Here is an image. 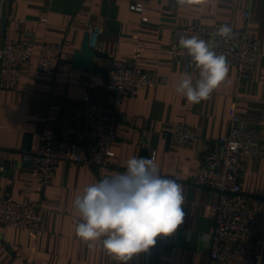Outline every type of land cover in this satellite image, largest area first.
<instances>
[{"label":"crops","instance_id":"1","mask_svg":"<svg viewBox=\"0 0 264 264\" xmlns=\"http://www.w3.org/2000/svg\"><path fill=\"white\" fill-rule=\"evenodd\" d=\"M248 10L249 33L260 46L251 77L240 81L238 68L229 65L225 81L208 100L189 103L175 87L185 73L195 83L199 70L187 71L183 61L172 57L174 28L190 23L240 28L246 25ZM6 12L5 26L0 18L3 34L32 41L36 52L43 42H61L63 52L55 74L39 70L35 55L20 83L0 91V195L42 203L46 209L40 238L0 223V264H119L101 242L89 248L76 236L73 200L86 187L125 172L131 157L151 159L153 153L160 175L176 178L185 197L184 223L171 236L157 238L162 242L159 264H210L213 203L219 193L194 182L206 139L226 135L231 128L233 102L239 125L261 130L260 154L248 159L240 182L251 195L250 207L264 214V0H9ZM93 24L101 28L95 49L102 54L92 62L102 70L74 66V55L81 51L86 34L92 36L88 28ZM113 56L136 61L150 71L153 83L122 101L110 169L62 161L53 183L42 185L36 169L22 161L23 152L57 133L66 107L80 103L85 93L105 96L107 66ZM180 121L197 131L194 145L173 141L171 133ZM256 245L264 254V239ZM155 251L152 246L127 264H158Z\"/></svg>","mask_w":264,"mask_h":264},{"label":"built area","instance_id":"2","mask_svg":"<svg viewBox=\"0 0 264 264\" xmlns=\"http://www.w3.org/2000/svg\"><path fill=\"white\" fill-rule=\"evenodd\" d=\"M8 1L0 0L2 20L7 17ZM250 16V10L245 11L246 25L232 28L233 36L227 40L217 35V26L208 27L203 23L177 25L173 30L170 53L191 71L194 65L186 51L181 54L178 40L181 36L196 35L213 45L217 54H223L229 65L238 68L240 81L247 80L260 53L259 42L249 33ZM88 32L95 43L101 28L93 24ZM62 52L61 42H43L36 52L32 41L12 39L0 31V91L20 83L24 68L35 55L39 70L55 74ZM152 83L150 71L136 61L111 57L106 72L105 96L88 91L80 103L68 105L57 133L42 141L36 149L24 151L22 161L36 169L44 186L53 183L62 161L108 171L109 157L119 138L121 103L125 97L136 95L140 87ZM230 119L231 128L226 135L206 139L194 182L219 193V199L213 203L215 225L210 237V264H263L264 254L256 244L264 239V214L250 207L251 195L242 190L240 182L248 159L260 154L261 130L256 125H239L241 119L236 102L231 104ZM171 137L178 145H194L199 139L195 128L185 121L176 123ZM151 159L156 163L155 153ZM45 211L42 203H25L11 195H0V223L27 229L36 238L43 235Z\"/></svg>","mask_w":264,"mask_h":264},{"label":"clouds","instance_id":"3","mask_svg":"<svg viewBox=\"0 0 264 264\" xmlns=\"http://www.w3.org/2000/svg\"><path fill=\"white\" fill-rule=\"evenodd\" d=\"M217 35L230 39L233 29L221 25ZM178 47L181 54L187 52L199 78L194 83L185 73L175 91L191 104L208 100L227 77L226 57L196 35L181 36ZM184 203L182 185L162 177L154 159L133 156L125 172L99 180L74 198L75 234L89 248L101 242L108 255L127 264L154 246L158 237L176 232L184 223Z\"/></svg>","mask_w":264,"mask_h":264},{"label":"water","instance_id":"4","mask_svg":"<svg viewBox=\"0 0 264 264\" xmlns=\"http://www.w3.org/2000/svg\"><path fill=\"white\" fill-rule=\"evenodd\" d=\"M7 17L3 19L4 26L6 24ZM102 53L98 52L95 49L94 37L86 34L84 43L81 51L77 52L74 55V66L81 69H94V70H102L101 67L97 65H93V57L101 55ZM146 151V150H144ZM156 248L155 255L158 264L160 263V248L162 247V242L160 240H156L154 245Z\"/></svg>","mask_w":264,"mask_h":264}]
</instances>
